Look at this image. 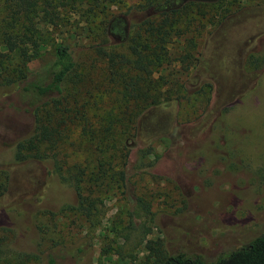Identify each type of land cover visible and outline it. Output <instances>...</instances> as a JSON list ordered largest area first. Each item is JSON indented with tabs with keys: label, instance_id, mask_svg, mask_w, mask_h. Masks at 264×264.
<instances>
[{
	"label": "rangeland",
	"instance_id": "374dc122",
	"mask_svg": "<svg viewBox=\"0 0 264 264\" xmlns=\"http://www.w3.org/2000/svg\"><path fill=\"white\" fill-rule=\"evenodd\" d=\"M142 5L115 0L66 23L77 66L67 110L50 112L64 122L47 169L32 152L17 160L29 121L0 98V264L212 261L264 233V0ZM170 9L168 35L136 32ZM1 55L4 83L16 68Z\"/></svg>",
	"mask_w": 264,
	"mask_h": 264
},
{
	"label": "trees",
	"instance_id": "16d2710c",
	"mask_svg": "<svg viewBox=\"0 0 264 264\" xmlns=\"http://www.w3.org/2000/svg\"><path fill=\"white\" fill-rule=\"evenodd\" d=\"M114 1L0 0V54L8 63L9 60H14L16 68V76L13 79L0 83V98L12 95L16 99V111L22 119H28L27 125L30 127L29 134L16 142L18 161L23 157L21 152H32L33 158L46 168L48 163L44 151L57 140L61 132L59 127L64 122L63 116L58 114L52 118L50 112L53 110L63 113L67 110L62 107V83L77 66L74 50L62 39L66 34V23L78 17L81 19L85 14ZM170 1L143 0L141 8L157 7ZM176 14V9L160 13L159 20L143 23L136 32L164 37L172 31ZM135 45L133 52L141 54L140 49H137L140 45ZM93 48L95 51L104 52L99 50L102 48L98 46ZM45 53H49V61L38 70L28 72L27 65ZM124 90L130 92L129 84L124 85ZM135 100L136 97L132 101ZM49 172L52 173L50 170ZM74 180L72 186L80 200L78 179ZM42 188L45 189V186ZM42 188L38 193H41ZM79 204L81 205V200ZM152 264H264V233L212 261H206L198 254L179 252L167 254L162 260Z\"/></svg>",
	"mask_w": 264,
	"mask_h": 264
}]
</instances>
